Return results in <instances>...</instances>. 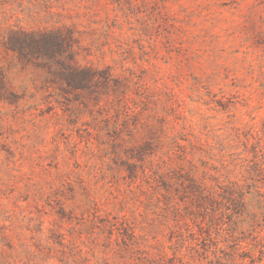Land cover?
<instances>
[{"label":"rangeland","instance_id":"rangeland-1","mask_svg":"<svg viewBox=\"0 0 264 264\" xmlns=\"http://www.w3.org/2000/svg\"><path fill=\"white\" fill-rule=\"evenodd\" d=\"M10 28L70 29L81 65L114 82L66 110L6 49ZM0 68L19 96L0 99V264H264L244 214L206 218L210 237H190L178 199L141 183L140 168L127 177L135 162L184 183L251 182L264 0H0ZM122 218L129 236L108 222Z\"/></svg>","mask_w":264,"mask_h":264},{"label":"trees","instance_id":"trees-1","mask_svg":"<svg viewBox=\"0 0 264 264\" xmlns=\"http://www.w3.org/2000/svg\"><path fill=\"white\" fill-rule=\"evenodd\" d=\"M4 38L6 49L13 53L22 65L31 66L44 74L41 88L47 92L46 97L55 96L54 100L66 110L70 109L71 101L85 104L93 100L96 104L100 97L105 95L102 91H106L111 86L110 83L114 82L108 68L99 70L92 66L81 65L78 60V42L70 29L10 28ZM4 77L0 68V99L15 103L19 96L9 89ZM253 151L257 161L251 168L254 175L250 177V183H219L216 187H208L191 180L184 183L177 170L170 169L162 173L156 169L159 167H150L148 171H145L144 166L135 162L130 163L132 175L127 177L130 180L135 179V169L140 168L141 183L148 184L154 190L162 188L167 193V197L172 194V198L183 202L181 207L177 201L171 209L177 220L188 218L193 227H196L194 232L190 224H184L185 231L190 237H194L197 231L200 235L206 232L210 237L209 223L203 226L206 218L211 222L215 219V215L228 214L230 220L234 222L236 219L233 217L238 218L244 214L246 217L244 220L248 224V234L252 235L253 247L260 253L257 259L261 260L264 254V149L256 143ZM172 180L174 182L169 184ZM174 183L171 189L170 185ZM247 195L250 197L246 200ZM108 222L112 226L118 224L122 234L131 235L132 226L127 218H122L118 223L117 221ZM247 253L248 251H245L244 256H248ZM249 257L250 262L254 264L256 259L252 255Z\"/></svg>","mask_w":264,"mask_h":264}]
</instances>
